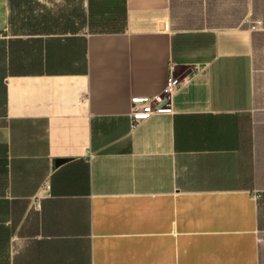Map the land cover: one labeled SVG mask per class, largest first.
Instances as JSON below:
<instances>
[{
  "label": "crops",
  "instance_id": "1",
  "mask_svg": "<svg viewBox=\"0 0 264 264\" xmlns=\"http://www.w3.org/2000/svg\"><path fill=\"white\" fill-rule=\"evenodd\" d=\"M0 264H264V0H0Z\"/></svg>",
  "mask_w": 264,
  "mask_h": 264
},
{
  "label": "built area",
  "instance_id": "2",
  "mask_svg": "<svg viewBox=\"0 0 264 264\" xmlns=\"http://www.w3.org/2000/svg\"><path fill=\"white\" fill-rule=\"evenodd\" d=\"M181 81L174 75V64L170 63L168 76L163 89L153 96H134L131 98L130 125L135 128L141 121L149 116L170 110L173 94L180 86ZM47 188L48 184H44Z\"/></svg>",
  "mask_w": 264,
  "mask_h": 264
},
{
  "label": "water",
  "instance_id": "3",
  "mask_svg": "<svg viewBox=\"0 0 264 264\" xmlns=\"http://www.w3.org/2000/svg\"><path fill=\"white\" fill-rule=\"evenodd\" d=\"M64 161V159H62V158H60V159H56L55 160V164H59V163H61V162H63Z\"/></svg>",
  "mask_w": 264,
  "mask_h": 264
}]
</instances>
